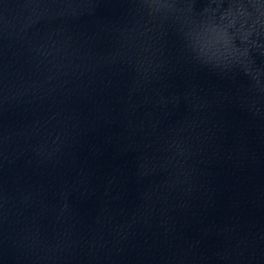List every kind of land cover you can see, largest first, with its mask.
<instances>
[{"label": "water", "instance_id": "obj_1", "mask_svg": "<svg viewBox=\"0 0 264 264\" xmlns=\"http://www.w3.org/2000/svg\"><path fill=\"white\" fill-rule=\"evenodd\" d=\"M0 264H264V0H0Z\"/></svg>", "mask_w": 264, "mask_h": 264}]
</instances>
